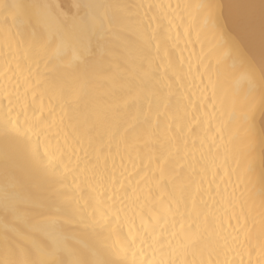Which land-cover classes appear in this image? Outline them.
Instances as JSON below:
<instances>
[{
  "label": "bare ground",
  "instance_id": "obj_1",
  "mask_svg": "<svg viewBox=\"0 0 264 264\" xmlns=\"http://www.w3.org/2000/svg\"><path fill=\"white\" fill-rule=\"evenodd\" d=\"M40 262L264 264V0H0V264Z\"/></svg>",
  "mask_w": 264,
  "mask_h": 264
},
{
  "label": "snow or ice",
  "instance_id": "obj_2",
  "mask_svg": "<svg viewBox=\"0 0 264 264\" xmlns=\"http://www.w3.org/2000/svg\"><path fill=\"white\" fill-rule=\"evenodd\" d=\"M5 7H8L7 5H5ZM40 264H43V262H40Z\"/></svg>",
  "mask_w": 264,
  "mask_h": 264
}]
</instances>
